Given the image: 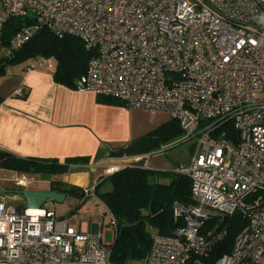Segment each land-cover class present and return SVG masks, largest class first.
I'll return each instance as SVG.
<instances>
[{"label":"built area","instance_id":"built-area-1","mask_svg":"<svg viewBox=\"0 0 264 264\" xmlns=\"http://www.w3.org/2000/svg\"><path fill=\"white\" fill-rule=\"evenodd\" d=\"M21 14L35 23L0 43V58L38 26L76 37L91 52L76 90L167 112L183 141L197 142L175 168L190 180L192 203L173 206L181 226L153 233L141 264H264V0H0V33ZM42 68L53 70V61L39 57L28 66ZM171 146L146 154L142 168ZM18 175L0 177V188L34 183ZM97 184L82 190L85 199ZM13 202L0 195V264H111L102 225L89 232L44 205ZM235 212L245 226L230 251L209 262L226 234L221 222ZM107 226L116 233L111 215Z\"/></svg>","mask_w":264,"mask_h":264},{"label":"trees","instance_id":"trees-1","mask_svg":"<svg viewBox=\"0 0 264 264\" xmlns=\"http://www.w3.org/2000/svg\"><path fill=\"white\" fill-rule=\"evenodd\" d=\"M35 23L34 18L21 14L10 18L1 29L0 43L8 39L22 26ZM91 52L84 43L72 36L58 38L44 26H38L32 37L9 58H0V77L5 76L6 67L39 57L51 59L53 81L72 90L86 73L87 61ZM99 102L123 105L118 99L96 95ZM183 132L176 121L169 118L155 130L115 152L116 155L139 156L160 150L178 142ZM86 158H67L62 163L55 159L20 158L0 150V169L24 174L62 175L70 165L87 163ZM178 167V166H177ZM176 168V167H175ZM172 171H156L139 166L118 169L94 188V194L116 220V233L111 245V264H141L148 254L153 233L168 236L182 222L174 220L173 206H188L192 203L190 180ZM52 189L68 193H79L85 201L81 189L59 182L50 184ZM102 185L108 188L100 191ZM23 206L18 205L17 208ZM246 221L239 212L225 217L221 227L224 238L209 254V262L230 251L236 234Z\"/></svg>","mask_w":264,"mask_h":264},{"label":"crops","instance_id":"crops-1","mask_svg":"<svg viewBox=\"0 0 264 264\" xmlns=\"http://www.w3.org/2000/svg\"><path fill=\"white\" fill-rule=\"evenodd\" d=\"M30 64L25 62L18 74L12 75L10 88L0 94L1 151L60 163L67 158H86L87 163L70 165L66 173L55 175V180L50 181L81 190L91 188L95 181H102L124 166L145 164L146 154L115 153L145 135L133 125L128 108L99 102L91 92L56 84L52 70H31ZM8 76L6 71L5 77ZM177 166L180 165L173 169ZM77 181L81 183L78 185ZM83 226L88 230L86 224ZM96 229L97 225H93L89 232Z\"/></svg>","mask_w":264,"mask_h":264},{"label":"rangeland","instance_id":"rangeland-1","mask_svg":"<svg viewBox=\"0 0 264 264\" xmlns=\"http://www.w3.org/2000/svg\"><path fill=\"white\" fill-rule=\"evenodd\" d=\"M25 62L26 64L33 63L34 60L30 59ZM25 62L6 67V71L10 76L0 77V94L10 88L13 82L12 75H17ZM129 110L133 125L140 133L144 134L155 130L157 127L164 124L170 117L167 112L140 109ZM196 146V140L191 139L183 141V139H180L178 142L172 144L169 149L164 151L163 154L151 157L149 169L154 170V167H158L163 170L156 171H172L174 165H184L188 162L189 157L195 152ZM10 173L11 171L0 169V177L7 178L10 176ZM18 174L19 173L16 172V177H20ZM24 176L29 180L32 179L34 182L28 187L31 190H51L52 186L50 185V181L55 180L54 176L51 175L26 174ZM80 183L81 181H77L78 185ZM1 184L7 190H15L14 185L9 182H2ZM107 188V185H102L99 190L103 191ZM65 195V200L62 203L46 202L44 206L53 209L56 217H67L70 225L83 227V225L86 224L88 231H91L93 225H102L103 241L106 244L112 245L115 239V233L113 229L107 226L110 215L98 198L93 195L87 197L85 201L82 202L83 200L80 198L79 193H68ZM13 203L16 207L19 205L16 201Z\"/></svg>","mask_w":264,"mask_h":264},{"label":"water","instance_id":"water-1","mask_svg":"<svg viewBox=\"0 0 264 264\" xmlns=\"http://www.w3.org/2000/svg\"><path fill=\"white\" fill-rule=\"evenodd\" d=\"M0 195L12 201L21 202L28 209H41L46 202L62 203L66 197L64 193L53 190H7L5 188H0Z\"/></svg>","mask_w":264,"mask_h":264}]
</instances>
